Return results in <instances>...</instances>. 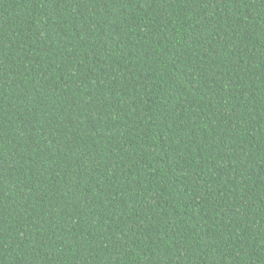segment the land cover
Instances as JSON below:
<instances>
[{"label":"trees","instance_id":"16d2710c","mask_svg":"<svg viewBox=\"0 0 264 264\" xmlns=\"http://www.w3.org/2000/svg\"><path fill=\"white\" fill-rule=\"evenodd\" d=\"M0 264H264V0H0Z\"/></svg>","mask_w":264,"mask_h":264}]
</instances>
